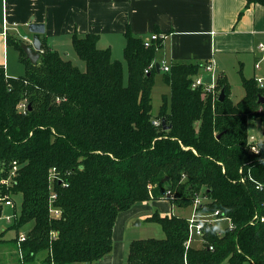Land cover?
Wrapping results in <instances>:
<instances>
[{"label": "trees", "instance_id": "1", "mask_svg": "<svg viewBox=\"0 0 264 264\" xmlns=\"http://www.w3.org/2000/svg\"><path fill=\"white\" fill-rule=\"evenodd\" d=\"M125 37L127 83L122 62L99 47L97 34L73 37L85 71L50 47L45 34L35 64L22 39L8 40L20 51L25 73L9 77L0 66V216L3 195L21 199L11 228L28 226L23 263L94 264L112 252L121 212L162 200L188 208L200 197L198 212L219 211L237 228L220 233L208 224L204 246L187 248L188 219L155 211L148 221L159 224L165 237L133 240L126 264H264V189H256L264 186V137L257 152L249 141L254 120L264 136V88L242 77L246 94L234 102L227 78L220 77L214 97L203 86L193 87L202 65L172 63L164 76L170 99L154 117L157 54L164 40L146 47L129 30ZM162 120L171 129L164 130ZM52 194L61 211L56 218L50 214Z\"/></svg>", "mask_w": 264, "mask_h": 264}, {"label": "crops", "instance_id": "2", "mask_svg": "<svg viewBox=\"0 0 264 264\" xmlns=\"http://www.w3.org/2000/svg\"><path fill=\"white\" fill-rule=\"evenodd\" d=\"M249 1L0 0V66L5 68L7 76L13 77L8 73L11 66L8 40L22 39L24 35L33 39L28 30L29 23L33 22L45 25V39L53 49L52 43L62 38L73 41L74 35L97 34L101 45L126 43L128 30L145 40L159 32L164 41L157 62L162 66L164 63L169 66L200 64L199 76L204 85H209L204 83V75L226 77L229 82V72L233 69L241 75V80L252 72L256 79L262 77L257 75L259 69L255 64L261 58L259 44L264 43V5ZM11 45L20 61V51ZM107 48L113 53L112 45ZM209 63L214 67L213 73L205 71ZM162 202L171 204L169 200ZM149 206V203L138 204L118 215L112 234V252L94 264H126L133 241L129 239V225L134 216L148 221L158 211L142 215ZM160 214L175 215L172 205Z\"/></svg>", "mask_w": 264, "mask_h": 264}, {"label": "rangeland", "instance_id": "3", "mask_svg": "<svg viewBox=\"0 0 264 264\" xmlns=\"http://www.w3.org/2000/svg\"><path fill=\"white\" fill-rule=\"evenodd\" d=\"M54 49H56L61 56L71 61L75 66H77L80 70L85 71L86 70V63L78 57L76 54L72 41L69 38H62L58 39L55 43H52ZM110 45L113 46V53L112 58L114 60L121 61L124 68V79L125 82H128V72H127V63L125 59V46L126 43H118L113 42L112 44L102 43L99 45L101 49H105L109 47ZM103 47V48H102ZM16 51L14 50L13 46H9V56H10V69L8 71L9 74H11L13 77H20L23 76L25 73L24 66L19 61L18 57H16ZM230 77L229 82L231 86V98L234 102L241 101L246 94L245 88L242 85L241 75L238 74V72H234L233 70H230ZM257 75H260L264 77V64L262 66V69L257 70ZM165 72L161 71L160 73L155 74L154 78V87H153V93H152V114L154 117H156L159 114L160 108L162 104L164 103L165 97L170 99L171 89L169 85L167 84L165 80ZM245 78H253L254 73L249 75H244ZM218 80V76L212 77L211 75H204V83L205 84H215ZM214 97H218V93L216 92L213 94ZM251 128L250 133L251 136H254L257 141L263 140V127L259 120H254L251 122ZM20 198H15L13 202V206H4L3 205V213L0 216V234L4 233L3 238L5 242L0 243V264H35L33 263H22L19 258V252L17 246L13 243V240L17 238V236H20L21 234H26L28 230V226L25 229H21L20 231H17L11 226L14 224V213L15 211L19 212L20 209ZM4 204V203H3ZM148 210L143 212L142 215L149 213V211L158 210L160 212H163L164 210L170 209V206L172 204H169L168 202H158L155 203L154 201L149 202ZM173 207V212L175 215H179L184 218H189L193 214H196V211L194 210L193 206L188 208H179L176 206ZM154 213V212H153ZM212 215V213H209ZM209 214H202L199 212L198 215L200 216H206L209 217ZM7 216L12 217L11 221H8L6 219ZM140 222V224H138ZM226 221H221L214 223L212 225H215L220 232V229L223 231L226 229L227 226ZM32 224H30L31 226ZM130 232H129V239L136 240V239H149V238H156V239H163L165 237V233L162 230V227L151 221H147L146 219L141 220L138 217H133L132 221L129 225ZM189 232V231H188ZM54 236V233H52V237ZM203 247L204 243H199L197 240L193 241L191 244V247ZM40 256V255H39Z\"/></svg>", "mask_w": 264, "mask_h": 264}, {"label": "built area", "instance_id": "4", "mask_svg": "<svg viewBox=\"0 0 264 264\" xmlns=\"http://www.w3.org/2000/svg\"><path fill=\"white\" fill-rule=\"evenodd\" d=\"M4 31L7 33V26L5 27ZM159 39H163V36L161 34H153L148 40H145V46L149 47L150 44L152 43V41L155 40H159ZM22 40L32 46L33 43V39L30 38L27 35L22 36ZM259 50L261 52V58L260 60L255 64L256 69H261V67L264 64V43H260L259 44ZM153 67V65H151L146 72H149V70ZM162 69L164 72H168L170 70V66L167 63H164L162 66ZM214 67L211 63L205 65V71L207 73H213ZM258 84L260 87L264 88V77H258L256 78ZM198 86H203L205 91L207 92H211L213 94H215V90H216V84H209V85H204L203 84V80L201 76H198V78L196 79L195 83L193 84V87H198ZM20 108L25 111L27 109L26 104H21ZM153 124L156 127H160L161 126V121L155 120L153 121ZM250 143L252 144V150L257 152L258 148H257V139L254 136H250L249 139ZM16 170H17V164L16 162H14V166L12 168V178L15 177L16 175ZM55 174H56V170L53 168L50 170V179L54 180L55 178ZM244 180V179H243ZM256 189L258 190H263L264 186L262 184H258L256 186ZM3 197L5 198V201L3 202L4 206H13V201L9 198H7L6 195H3ZM168 197H172V194L170 192H168ZM56 196L54 194H52L51 198H50V214L52 217H58L61 215V211L59 209H57L56 207H54L53 205V201L55 200ZM202 203V198L198 197L195 200V203L193 205L194 210L196 211V214H193L189 219H188V223H189V235H188V241L186 243L187 248H189L192 244L193 241L197 240L199 243H204L205 239H204V235H205V229L207 228L208 224H214L217 222H221V221H226L228 224L226 226L227 229H229L230 231H233L237 228V225L232 221L231 218L229 217H225L223 214H221L219 211H216L214 213H212V215H210L209 213H202V214H209V217L206 216H200L198 215L199 212L197 211V208L199 207V205ZM258 216L255 215L253 220L251 222H254L255 220H257ZM6 219L8 221H11L12 217L7 216ZM261 221L264 222V217H261ZM223 232L222 230L220 231V233ZM26 240V234H21L18 238L17 244H18V249L19 251V256H20V260L22 261V256H21V243L24 242ZM211 250H213V247H210ZM254 261L251 260L249 263L250 264H254ZM224 264H229V263H224Z\"/></svg>", "mask_w": 264, "mask_h": 264}, {"label": "water", "instance_id": "5", "mask_svg": "<svg viewBox=\"0 0 264 264\" xmlns=\"http://www.w3.org/2000/svg\"><path fill=\"white\" fill-rule=\"evenodd\" d=\"M28 30L33 34V43L32 46L23 43L21 45L24 50L26 57L33 63H37L40 58V52L42 49V42L40 40V36L45 34L46 28L44 24L40 23H29ZM157 72L161 71V64L159 62L156 63ZM226 94L224 90H221L219 94V102H223L225 100ZM259 102L264 105V96L260 97ZM162 125L164 130L171 129V125H167L165 120H162ZM168 178L166 177L163 181H166ZM140 224V222H138Z\"/></svg>", "mask_w": 264, "mask_h": 264}]
</instances>
